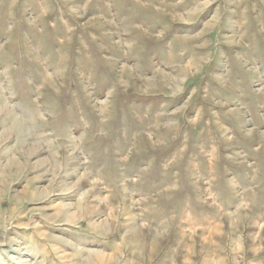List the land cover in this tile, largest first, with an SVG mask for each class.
<instances>
[{"label": "rangeland", "instance_id": "rangeland-1", "mask_svg": "<svg viewBox=\"0 0 264 264\" xmlns=\"http://www.w3.org/2000/svg\"><path fill=\"white\" fill-rule=\"evenodd\" d=\"M0 264H264V0H0Z\"/></svg>", "mask_w": 264, "mask_h": 264}]
</instances>
